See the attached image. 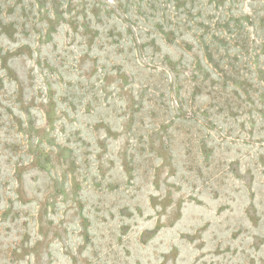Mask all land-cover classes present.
<instances>
[{"label": "rangeland", "instance_id": "1", "mask_svg": "<svg viewBox=\"0 0 264 264\" xmlns=\"http://www.w3.org/2000/svg\"><path fill=\"white\" fill-rule=\"evenodd\" d=\"M0 264H264V0H0Z\"/></svg>", "mask_w": 264, "mask_h": 264}]
</instances>
